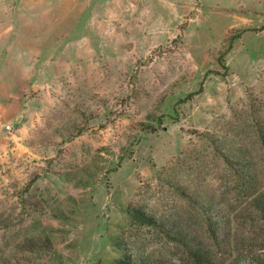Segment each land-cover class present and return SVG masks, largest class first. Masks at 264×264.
<instances>
[{"label": "rangeland", "instance_id": "374dc122", "mask_svg": "<svg viewBox=\"0 0 264 264\" xmlns=\"http://www.w3.org/2000/svg\"><path fill=\"white\" fill-rule=\"evenodd\" d=\"M0 127V264H264V0H0Z\"/></svg>", "mask_w": 264, "mask_h": 264}, {"label": "trees", "instance_id": "16d2710c", "mask_svg": "<svg viewBox=\"0 0 264 264\" xmlns=\"http://www.w3.org/2000/svg\"><path fill=\"white\" fill-rule=\"evenodd\" d=\"M227 51L228 50H225L219 57V62L224 68H227L224 64V58ZM201 90L202 88H200L192 95L198 94L199 92H201ZM200 135L209 140L213 149L219 154L220 158L223 159L225 166L228 169L232 170L236 177L240 179H247L251 175V161L249 159L248 153L239 148L227 145L219 138H214L213 136L206 135L205 133H202ZM183 194L186 195V192H184ZM186 197L191 198V195H186ZM199 203L202 205V207L207 208L205 202ZM260 205L264 207V202L262 200L260 201ZM128 214L131 217L133 224H139L141 226H147L161 230L164 227V224L161 223L153 214L147 213L142 208H129ZM173 230L174 228L168 230L166 234L172 236L170 234L171 232H173ZM176 236L180 237V240H183L182 233L175 231L174 235L172 236L173 239ZM117 247H119L122 251V255L109 264H167L165 261L158 259V257L146 253L135 252V250L125 248L124 245H117Z\"/></svg>", "mask_w": 264, "mask_h": 264}, {"label": "crops", "instance_id": "0c3cea01", "mask_svg": "<svg viewBox=\"0 0 264 264\" xmlns=\"http://www.w3.org/2000/svg\"><path fill=\"white\" fill-rule=\"evenodd\" d=\"M4 114H5V119H6V121H9V122H11V121H14V120H16V121H19L20 120V116H19V111H20V108H19V106H17V105H15V106H9V107H7L6 108V106H5V108H4ZM7 112V113H6ZM2 132V127H0V138L1 139H5V138H9V137H2L1 135L3 134V133H1Z\"/></svg>", "mask_w": 264, "mask_h": 264}, {"label": "built area", "instance_id": "2783aa9c", "mask_svg": "<svg viewBox=\"0 0 264 264\" xmlns=\"http://www.w3.org/2000/svg\"><path fill=\"white\" fill-rule=\"evenodd\" d=\"M11 127H12V126H11L10 124H6V125H5V128H6L7 130H11Z\"/></svg>", "mask_w": 264, "mask_h": 264}]
</instances>
